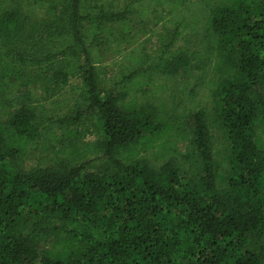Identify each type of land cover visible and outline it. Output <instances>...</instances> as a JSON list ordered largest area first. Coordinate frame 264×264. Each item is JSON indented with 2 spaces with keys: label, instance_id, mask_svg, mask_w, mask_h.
<instances>
[{
  "label": "trees",
  "instance_id": "1",
  "mask_svg": "<svg viewBox=\"0 0 264 264\" xmlns=\"http://www.w3.org/2000/svg\"><path fill=\"white\" fill-rule=\"evenodd\" d=\"M0 264H264V0H0Z\"/></svg>",
  "mask_w": 264,
  "mask_h": 264
},
{
  "label": "rangeland",
  "instance_id": "2",
  "mask_svg": "<svg viewBox=\"0 0 264 264\" xmlns=\"http://www.w3.org/2000/svg\"><path fill=\"white\" fill-rule=\"evenodd\" d=\"M108 58H109V56H108ZM82 137H83L85 140H92V139H93V136H92V135H89V134H84Z\"/></svg>",
  "mask_w": 264,
  "mask_h": 264
}]
</instances>
